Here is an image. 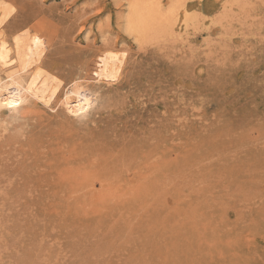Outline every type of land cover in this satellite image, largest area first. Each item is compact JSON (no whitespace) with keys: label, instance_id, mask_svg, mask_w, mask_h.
I'll return each mask as SVG.
<instances>
[{"label":"rangeland","instance_id":"obj_1","mask_svg":"<svg viewBox=\"0 0 264 264\" xmlns=\"http://www.w3.org/2000/svg\"><path fill=\"white\" fill-rule=\"evenodd\" d=\"M186 4L143 45L125 0H0V264H264V0Z\"/></svg>","mask_w":264,"mask_h":264},{"label":"bare ground","instance_id":"obj_2","mask_svg":"<svg viewBox=\"0 0 264 264\" xmlns=\"http://www.w3.org/2000/svg\"><path fill=\"white\" fill-rule=\"evenodd\" d=\"M125 1L126 10L122 14L123 30L143 45L149 39H156V36L168 33L176 26H187L194 18L186 4L188 0ZM18 51L20 50L17 42L12 41L7 31L0 27V109L16 108L29 100L26 85L19 76L29 73L30 69L26 56Z\"/></svg>","mask_w":264,"mask_h":264}]
</instances>
